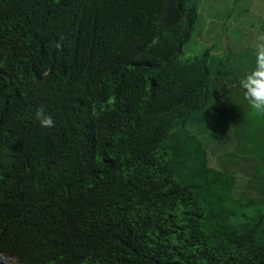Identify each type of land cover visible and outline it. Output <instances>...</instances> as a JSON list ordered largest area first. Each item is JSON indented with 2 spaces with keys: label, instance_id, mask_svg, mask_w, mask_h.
<instances>
[{
  "label": "trees",
  "instance_id": "obj_1",
  "mask_svg": "<svg viewBox=\"0 0 264 264\" xmlns=\"http://www.w3.org/2000/svg\"><path fill=\"white\" fill-rule=\"evenodd\" d=\"M199 1L0 0L4 262L264 264V172L198 136L226 121L182 54Z\"/></svg>",
  "mask_w": 264,
  "mask_h": 264
},
{
  "label": "crops",
  "instance_id": "obj_2",
  "mask_svg": "<svg viewBox=\"0 0 264 264\" xmlns=\"http://www.w3.org/2000/svg\"><path fill=\"white\" fill-rule=\"evenodd\" d=\"M212 2L230 3L231 9L222 14L221 20H215L216 24L210 18L211 13L206 18L204 50L210 52L209 61L214 78L208 111L218 110L212 113L220 112L225 115L224 120L236 122L227 131L231 129L239 140L243 138L241 149L239 148L242 152L253 153V148H264V113H256L250 107L238 111L249 106L243 99L239 80L255 67L258 52H264V0H204L207 12ZM215 105H219L220 109L212 108ZM220 131L219 148L226 142L228 148H238L226 135L223 138L225 133ZM261 151L264 154V149ZM246 163L249 168L243 169L248 173L242 175V184L264 172V157L261 161L258 158L247 159ZM213 168H218L217 163ZM256 193L258 192L252 191L251 195L259 199L260 196Z\"/></svg>",
  "mask_w": 264,
  "mask_h": 264
},
{
  "label": "rangeland",
  "instance_id": "obj_3",
  "mask_svg": "<svg viewBox=\"0 0 264 264\" xmlns=\"http://www.w3.org/2000/svg\"><path fill=\"white\" fill-rule=\"evenodd\" d=\"M214 3L215 2L210 3V8H209V11L207 12V10L204 8V0L199 1V15H198L197 21L194 25L192 37L190 38V41L183 48V51H182L183 58L191 57L194 55H199L206 48V44L204 41V38H205L204 27L207 24L206 18L208 16V13H211L210 18L215 23V20H221L222 14L225 11L228 12L231 9L230 3H227V4H221L219 2H217L216 4H214ZM236 12H237V10H236ZM218 28H219V26H218ZM244 107L245 108H242L238 111H244L249 106L246 105ZM233 123H236V122L224 121V122H222V126L218 125V124H214V126H216L215 128H212V127L208 128L205 135H203L202 133H198V136L202 140L206 149L209 148L208 150H209V165L210 166H212V167L215 166L216 163L219 161L220 157H227V159L228 158L235 159V158H239V157H244L245 161L241 167H242V169L249 167L246 164V159L253 158L252 153H244L241 150H239V148H228L227 142L225 143V145L222 148H219V146H220L219 145V136L222 133V131H220V130H223L225 133L222 135L223 138L226 135L227 138L232 140V142L238 144L239 138H238V136H236V133H233L234 131H232V130H230V131L225 130V128L226 129L229 128V126ZM255 123H257V122H255ZM220 141L225 142L224 140H220ZM229 144H230V141H229ZM221 159H224V158H221ZM234 171H235V169H234ZM238 171L239 172H237L236 175H238V173H240V174L242 173L240 170H238ZM245 174H246V172L243 171V174H241L240 177L242 178V175H245ZM243 179H245L244 176H243ZM260 180L261 179L259 177L258 178L259 183H260ZM250 210H251V208H250ZM0 263L7 264L1 258H0ZM8 264H13V263H8Z\"/></svg>",
  "mask_w": 264,
  "mask_h": 264
},
{
  "label": "clouds",
  "instance_id": "obj_4",
  "mask_svg": "<svg viewBox=\"0 0 264 264\" xmlns=\"http://www.w3.org/2000/svg\"><path fill=\"white\" fill-rule=\"evenodd\" d=\"M239 86L249 107L256 113H264V52H258L255 67L241 77ZM37 117L41 128L54 126L52 117L43 109L39 110Z\"/></svg>",
  "mask_w": 264,
  "mask_h": 264
},
{
  "label": "water",
  "instance_id": "obj_5",
  "mask_svg": "<svg viewBox=\"0 0 264 264\" xmlns=\"http://www.w3.org/2000/svg\"><path fill=\"white\" fill-rule=\"evenodd\" d=\"M0 264H2V263H0Z\"/></svg>",
  "mask_w": 264,
  "mask_h": 264
}]
</instances>
